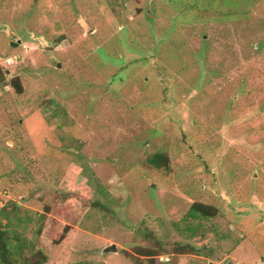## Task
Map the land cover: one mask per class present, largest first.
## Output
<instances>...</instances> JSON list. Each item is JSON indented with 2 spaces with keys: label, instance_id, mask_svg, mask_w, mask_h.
Returning <instances> with one entry per match:
<instances>
[{
  "label": "rangeland",
  "instance_id": "obj_1",
  "mask_svg": "<svg viewBox=\"0 0 264 264\" xmlns=\"http://www.w3.org/2000/svg\"><path fill=\"white\" fill-rule=\"evenodd\" d=\"M195 1L0 0L13 264H264V0Z\"/></svg>",
  "mask_w": 264,
  "mask_h": 264
},
{
  "label": "trees",
  "instance_id": "obj_2",
  "mask_svg": "<svg viewBox=\"0 0 264 264\" xmlns=\"http://www.w3.org/2000/svg\"><path fill=\"white\" fill-rule=\"evenodd\" d=\"M222 2L224 5H227V6L234 5L231 0H223ZM193 3L195 4V6L198 5V1L193 0ZM219 14H221L223 17L224 16L225 17L231 16V13L229 14L226 11H225V13L221 12ZM0 71H1V69H0ZM2 77H3V74L1 71L0 72V79ZM13 85H14V83H13ZM15 87L18 91L21 90L20 83H18V82L15 83ZM148 162L156 168H160V167H164L166 169L168 168L167 156L161 152L152 154L148 158ZM188 214L194 218L207 217V216H210V211L209 210L207 211V209L204 207L203 204L193 203L188 210ZM8 225H9V223H6V224L2 225V227H1V224H0V264H13L12 258H11L12 255L16 254V253L20 255V251H21V247L18 244L11 246L10 238L7 236L6 227ZM67 230H68V227H67V225H65L59 239H63V236ZM188 249H192V248L186 245L182 248V251H186ZM24 259H26V258H24ZM44 260H45V256H43V254L41 253L40 250H36V259L31 264H42V261H44Z\"/></svg>",
  "mask_w": 264,
  "mask_h": 264
},
{
  "label": "water",
  "instance_id": "obj_3",
  "mask_svg": "<svg viewBox=\"0 0 264 264\" xmlns=\"http://www.w3.org/2000/svg\"><path fill=\"white\" fill-rule=\"evenodd\" d=\"M115 245H108L106 247L103 248V252H108V251H114L115 250Z\"/></svg>",
  "mask_w": 264,
  "mask_h": 264
}]
</instances>
